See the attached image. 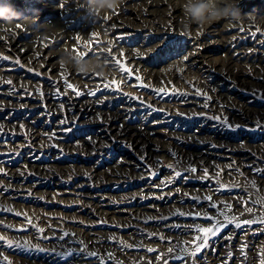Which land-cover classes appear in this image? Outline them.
<instances>
[{"label": "bare ground", "instance_id": "obj_1", "mask_svg": "<svg viewBox=\"0 0 264 264\" xmlns=\"http://www.w3.org/2000/svg\"><path fill=\"white\" fill-rule=\"evenodd\" d=\"M3 3L22 17L10 25L0 20V52L9 57L0 58V132L26 137L0 138L5 173L13 176L23 167L42 173L48 164H61L58 152L45 161L33 152L32 146L47 141L71 156L93 153L104 129L116 147L125 143L147 152V159L165 156L171 171L166 178L142 179L134 189L117 190L114 183L138 166L126 151L102 172L105 179H95L98 189L85 192L88 207L36 205L13 213L0 193V264H264V223L259 222L264 219V0H240L241 14L254 13V22L220 20L202 29L185 27L183 0H123L98 17L87 13L83 0ZM69 49L83 59L99 57L103 73L66 70L59 61ZM16 65L55 79L40 82ZM161 88L166 91L158 93ZM104 98L109 100L97 104ZM43 107L53 114L64 111L68 120L82 109L84 130L67 136L71 123L42 118ZM211 118L226 121L241 135L246 129L263 135L235 139L214 127ZM174 134L190 143L207 137L218 147L182 143ZM11 151L21 153L16 165ZM205 170L211 179H196ZM5 180L17 188L40 187L24 179ZM197 212L227 226L193 256L196 229L214 222L195 217Z\"/></svg>", "mask_w": 264, "mask_h": 264}, {"label": "rangeland", "instance_id": "obj_2", "mask_svg": "<svg viewBox=\"0 0 264 264\" xmlns=\"http://www.w3.org/2000/svg\"><path fill=\"white\" fill-rule=\"evenodd\" d=\"M0 58L2 59V61H5V60L7 61V59H9V57L5 53H2V52H0ZM14 63L17 64V62L15 61ZM16 67L18 69L25 70L29 75H31L32 77H34L36 80L40 82H53V80L55 79L53 74L37 72L23 65H16ZM108 85H109V88L112 87L111 84H108ZM108 100H109L108 98H104L103 100H101V102L98 101L97 104L103 105ZM41 106H44V105L41 104ZM43 109L44 111L42 112V118L53 117L57 120L59 119L58 123L60 124H63L66 122L71 123L73 127L69 128L71 130H68V132L65 133L69 137H72L75 131H77V133H80L79 130H82L83 128H85V124L82 122L83 119L85 118L84 113H82L83 112L82 109H80L78 113L72 116L71 120H68V115L64 111L59 110L58 112L53 114L52 111L50 112V110H48L46 107H43ZM184 120L189 125H195L192 118L186 117ZM211 120H212V124L214 125V127H217L218 129H221L223 132L230 134L232 138H235V139L243 138V136L259 139L263 135L262 131H257L255 129H246L243 135H241L236 127L232 126L226 121H223L220 119H214V118H211ZM178 135L179 134H174L173 137L182 143H189L191 145H199V146L210 145V147H213V148L218 147V144L216 143L215 140H211L210 138H207V137H201V139L196 138L193 142L190 143L191 140L188 139V137L183 136V135H179V136ZM5 136H13V137H21V138L23 137L26 139V137H24V135L21 133L20 134L13 133V132L2 129L0 132V138L3 139ZM96 143L99 144L98 145L99 149L95 150V152L87 153L85 155L77 154L74 156H71L70 155L71 153L65 151L63 147H61L58 143L54 141H47L46 144H43V145L41 144L39 145V147L32 146L31 148L33 152L39 155V158L41 161H45V157L54 151L59 153L58 155L60 156L61 164L59 165L48 164L47 166L44 167L45 171L42 173L37 172L35 169H31L29 167H23V168H17L15 171L16 173L13 175L14 176L13 177L12 175L6 174L5 170L0 166V169H1L0 170V193L1 194L3 193L4 196L8 197L7 199L8 202L6 201L7 206L11 209L13 213H21L24 211H29L33 209L34 206L36 205L49 206L50 208H53V207L54 208H61V207L71 208L75 206L82 207L83 205H86L83 202L88 197V195H86L85 192L88 190L98 189L95 179H105L102 175L103 174L102 172L107 170L110 165L114 164V162L118 160L119 157L122 156L121 154H125L126 151H127L126 154L128 153V157L130 156L134 159V162H138V166H136V170H135L136 173H128L122 178V180L114 183L113 186H115L117 190H122L124 187H126L127 189H132V188L134 189L135 185L142 179H148V178L149 179H152V178L153 179H163L166 172L171 171V165L165 156L164 157L156 156V157H153V159L151 158L147 159V152L136 151L132 147L127 146L125 143L122 145L123 147L121 145H119V147H116L115 145L117 144L115 140H113L110 132H108V130L106 129L100 132L99 139L95 141V144ZM240 149L248 151L252 154V156L259 158V155H257V153L254 152L250 147H242ZM12 152L14 154L13 164L16 165L17 162L19 161V156L21 153L19 151L18 152L11 151L10 153ZM5 179H24L27 184H30L31 182H34V183L36 182L39 184L40 187L35 190L29 189L28 187L26 188L18 187L17 188L16 186L13 185V183H10L9 181H6ZM196 179H199L200 181H204L206 179H211V178L209 175L207 177H205V175H201ZM132 191L135 193L134 190ZM61 192L65 194L66 197H61L62 196ZM135 196L139 198L141 197L137 193L135 194ZM155 197L159 199L162 198V196H158V195H156ZM107 198H109V200L112 202H115L117 200V197H113L109 195H107ZM86 206L88 207V205ZM23 248L25 249L24 246L21 247V249Z\"/></svg>", "mask_w": 264, "mask_h": 264}, {"label": "clouds", "instance_id": "obj_3", "mask_svg": "<svg viewBox=\"0 0 264 264\" xmlns=\"http://www.w3.org/2000/svg\"><path fill=\"white\" fill-rule=\"evenodd\" d=\"M122 2L123 0H83L82 7L91 17H98L105 11H115ZM239 3L240 0H183L185 27L190 28L191 25H198L202 29L205 25L220 20L236 23L243 17L254 22L255 14H241ZM21 17V14L12 5L0 4V20L4 21L6 25L12 24ZM59 62L66 70L72 69L82 74H102L104 70V64L99 57L83 59L70 49L61 54Z\"/></svg>", "mask_w": 264, "mask_h": 264}, {"label": "snow or ice", "instance_id": "obj_4", "mask_svg": "<svg viewBox=\"0 0 264 264\" xmlns=\"http://www.w3.org/2000/svg\"><path fill=\"white\" fill-rule=\"evenodd\" d=\"M116 63L119 65V67H120V69L122 70V71H125V72H128L129 73V75H131V70L130 69H128V68H126V66L124 65V64H122L121 62H120V60L119 59H116ZM140 78L139 77H137V80H139ZM114 84H115V82H113ZM70 89H72L73 91H76L77 92V95H79L80 93H79V91H77L76 90V88H75V86L74 85H72V84H68L67 85ZM106 87H108L109 85H105ZM115 86L118 88L119 87V85L118 84H115ZM141 86H143V85H141ZM158 93H161V92H165L166 90L165 89H163V88H161V89H157L156 90ZM90 94H95V93H90ZM218 119V118H217ZM193 172H195L196 171V169L195 168H193V169H191ZM175 175L176 176H179L180 175V173L179 172H176L175 173ZM208 176V172H207V170H205V177H207ZM219 177V173L217 174V178ZM227 186H222V188H226ZM206 199L207 200H209V201H211V196H208V197H206ZM211 207H217V205H215V204H213V205H211ZM229 210H231V206L230 205H227L226 206ZM251 211V209H249V212ZM219 215H223V213H220ZM194 216L195 217H197V218H203V219H208V220H213L214 221V218L213 217H211V216H206V215H204V214H201V213H199V212H197V213H195L194 214ZM233 219H235V218H233ZM232 221L231 220H229L228 221V223H231ZM255 221H252V220H244L242 223H244V224H250V223H254ZM260 223H264V219H261L260 221H259ZM227 225L226 224H223V223H217V222H213V224H212V226H210V227H200V228H197L196 229V231L199 233V235H197V236H195L193 239H192V241H191V243L194 245V251L192 252V255L193 256H196V255H198L203 249H205V248H207L208 247V244H209V240L212 238V237H214V236H216L219 232H220V230L223 228V227H226ZM236 226L237 227H239L240 226V222H238L237 224H236ZM0 239H2V238H0ZM124 246H126V247H131V245H124ZM148 251H155V249H148ZM169 251H172V249L170 248L169 249ZM93 255H95V253H93ZM109 255H111V254H109ZM158 259H159V257H157Z\"/></svg>", "mask_w": 264, "mask_h": 264}]
</instances>
